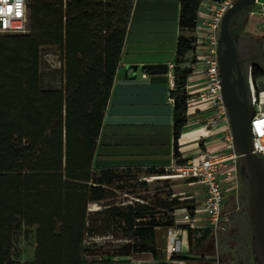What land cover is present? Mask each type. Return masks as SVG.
<instances>
[{
    "label": "trees",
    "instance_id": "1",
    "mask_svg": "<svg viewBox=\"0 0 264 264\" xmlns=\"http://www.w3.org/2000/svg\"><path fill=\"white\" fill-rule=\"evenodd\" d=\"M129 3L133 4L131 0L114 6L97 0H27V32L0 34V264H95L86 260L88 236L129 241L121 252L100 258L98 264H130L112 257L136 254L157 260L156 230L188 229L176 224L175 212L185 209L193 216L194 207L179 199L159 202L157 218L153 209L137 202L88 210L90 204L107 200L110 189L123 179L119 168L95 171L93 158L132 11ZM199 3L179 0L181 32L195 30ZM247 14L242 16L243 25ZM193 43V36L179 35L172 64L177 165L184 164L178 142L187 123L185 89L193 63L186 67L184 63ZM45 47L60 51L59 89L40 86L39 54ZM263 76L261 65L254 64L253 77ZM164 173L163 168H149L145 175ZM30 235L33 256L22 263L16 244ZM172 260L189 259L174 256Z\"/></svg>",
    "mask_w": 264,
    "mask_h": 264
},
{
    "label": "crops",
    "instance_id": "2",
    "mask_svg": "<svg viewBox=\"0 0 264 264\" xmlns=\"http://www.w3.org/2000/svg\"><path fill=\"white\" fill-rule=\"evenodd\" d=\"M207 17L205 10L199 7L196 26L200 27V30H202L201 24ZM178 18L179 0H133L120 62L114 76L93 158L95 171L104 168L168 169L174 165L173 103L170 98L171 66L174 62L177 37L193 36V33L188 34L179 30ZM244 27L249 33L264 38L258 20L248 18V23ZM188 55H186L187 59ZM163 64L168 65L166 75H150L143 68L147 65ZM184 66H190L189 62L184 63ZM205 89L203 75L192 71L186 82L188 99L196 98L197 94ZM212 112L207 104L196 99L187 102V123L178 142L180 159L184 164L196 162L202 151L208 152L213 157H225L226 167L219 174L230 189L236 183L238 159H233L234 152L227 147L222 132L207 129L206 125L212 118ZM227 173L230 176L227 177ZM201 188L203 195H198L199 198L196 199L201 205L195 206L194 209H199L203 205L205 194L202 186ZM229 189H224V198ZM225 202L223 200L222 203L224 215L222 232L203 229L206 219L200 212H194L191 216L193 228H175L181 240L180 253L175 257L188 258V261L172 260L174 256H171L168 250L166 229L160 234L157 232L161 231L159 229L155 234L157 260L150 254H136L121 260L129 261L130 264L168 261L170 264H240L234 253L238 243L233 240L235 234H238V227L231 218L232 213L239 212L235 210L239 206L236 203L234 209L230 207L224 212ZM184 210L175 212L178 226L182 225L180 221ZM206 231H209L208 237L200 240ZM160 239L161 242L163 241L161 245L158 244ZM240 260L244 261L242 253Z\"/></svg>",
    "mask_w": 264,
    "mask_h": 264
},
{
    "label": "built area",
    "instance_id": "3",
    "mask_svg": "<svg viewBox=\"0 0 264 264\" xmlns=\"http://www.w3.org/2000/svg\"><path fill=\"white\" fill-rule=\"evenodd\" d=\"M236 0H200L199 7L205 10L207 19L200 27L196 26L193 31L194 49L191 55L195 62L191 64L193 72L201 73L204 77L206 89L196 98H190L187 102L195 99L207 104L212 109V118L206 127L210 131L218 130L223 133V139L227 147L233 151L232 133L221 95V79L217 61V48L222 18L225 12ZM27 0H0V34H23L27 32ZM248 18L258 20L264 33V0H256L248 11ZM172 68V66H171ZM254 64L249 63L246 67V85L248 101L252 107V116L249 126L251 133L252 153L264 160V76L258 79L253 77ZM173 76L170 75V90L173 89ZM173 103V99H171ZM233 159H238L234 154ZM225 157H213L208 152L202 151L196 162H189L183 165H171L168 169L177 174L180 178L189 179L192 183L201 185L204 189L203 205L194 209L195 213L205 215L203 229H210L214 232L223 230L222 203L225 191L222 185L220 171L226 165ZM230 176L227 173V177ZM181 224L193 228L194 224L190 214L184 210L181 217ZM175 228L166 229L168 250L171 256L180 253L181 240ZM167 264H170L168 261Z\"/></svg>",
    "mask_w": 264,
    "mask_h": 264
},
{
    "label": "rangeland",
    "instance_id": "4",
    "mask_svg": "<svg viewBox=\"0 0 264 264\" xmlns=\"http://www.w3.org/2000/svg\"><path fill=\"white\" fill-rule=\"evenodd\" d=\"M120 0H97L107 6H114ZM133 2V0H131ZM130 5L132 3H129ZM248 23V14L245 16V23ZM258 23V22H255ZM243 30L247 36L258 37L249 33L244 27ZM28 29V27H27ZM186 32V31H185ZM190 34V32H186ZM187 37H190L188 35ZM188 62H195L192 55H188ZM250 63L261 65L264 72V53L260 55L259 59H254ZM40 65V86L42 89H59L62 80V63L60 51L56 47H45L41 49L39 54ZM149 168H119L118 174L122 175V181L115 183V185L109 191V198L99 204H90L89 211H97L102 209L105 205L110 206H126L131 203H143L148 205L155 212V218L158 217L159 207L158 203L161 201L179 199L181 201H187L189 207H195L201 205L196 199L203 195L200 185L192 184L189 179L180 178L176 173L169 169H164L163 176H147L146 171ZM159 170V169H158ZM222 185L224 189H229V185L222 177ZM237 179L233 187H230L224 198V212H227L231 206L236 204L235 194L237 192ZM122 188V189H118ZM233 194V195H230ZM175 217L176 213H175ZM179 223V222H178ZM181 223V221H180ZM157 231V230H156ZM165 229H161L159 232H164ZM222 232V231H221ZM157 235L158 239L160 235ZM85 242L88 245V254L86 260L90 263H101L100 258L105 260L107 256H114L123 250L125 244L129 241L127 239L115 240L110 236H88L85 238ZM163 244V241L158 242ZM34 250L33 236H28L27 239L21 238L20 242L16 244V251L21 253V262L31 260ZM114 261L121 259L112 257Z\"/></svg>",
    "mask_w": 264,
    "mask_h": 264
},
{
    "label": "water",
    "instance_id": "5",
    "mask_svg": "<svg viewBox=\"0 0 264 264\" xmlns=\"http://www.w3.org/2000/svg\"><path fill=\"white\" fill-rule=\"evenodd\" d=\"M256 0H236L225 12L219 33L217 61L221 95L227 110L233 140V152L250 179L248 203L249 225L255 258L264 264V160L252 153L247 85L230 31L233 18L248 12ZM150 75H166L168 65L143 67Z\"/></svg>",
    "mask_w": 264,
    "mask_h": 264
},
{
    "label": "flooded vegetation",
    "instance_id": "6",
    "mask_svg": "<svg viewBox=\"0 0 264 264\" xmlns=\"http://www.w3.org/2000/svg\"><path fill=\"white\" fill-rule=\"evenodd\" d=\"M244 13L236 15L231 24L230 31L233 37L234 46L240 60V68L244 76H246V67L254 59H259L260 55L264 53V38L262 36L251 37L245 34L242 24V16ZM236 179H237V194L236 203L239 207L231 214L233 222L238 227V234L233 237L234 242L238 243V246L234 253L239 259L240 264H259L258 260L254 256L252 239L249 225L248 203L250 192V179L248 174L243 168H240L238 160ZM231 196V195H230ZM236 205V204H235ZM234 205L231 209H234ZM242 243H244L242 245ZM241 253L244 255V261L240 260Z\"/></svg>",
    "mask_w": 264,
    "mask_h": 264
},
{
    "label": "clouds",
    "instance_id": "7",
    "mask_svg": "<svg viewBox=\"0 0 264 264\" xmlns=\"http://www.w3.org/2000/svg\"><path fill=\"white\" fill-rule=\"evenodd\" d=\"M20 2H22V0H18V5H19Z\"/></svg>",
    "mask_w": 264,
    "mask_h": 264
}]
</instances>
